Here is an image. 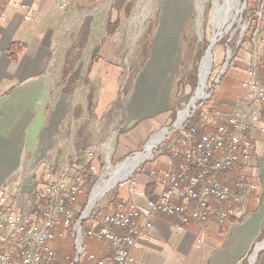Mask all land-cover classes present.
<instances>
[{"label": "rangeland", "instance_id": "rangeland-1", "mask_svg": "<svg viewBox=\"0 0 264 264\" xmlns=\"http://www.w3.org/2000/svg\"><path fill=\"white\" fill-rule=\"evenodd\" d=\"M50 1L57 2L59 14L53 26L55 57L50 65L57 93L68 82L66 73L71 75L79 70L80 74L74 83L68 84L72 86L73 105L64 124L67 134L59 142L57 159L60 162L57 166L47 164L34 174V179L31 176L28 183L23 181L13 200L26 191L25 199L45 205V196L57 180L61 162L68 163L67 170L63 171L66 174L65 189L78 177L85 185L86 167L90 163L96 176L88 183L89 196L86 198L87 190L83 186L73 210L74 214L84 212L93 187L101 185L102 180L110 176L107 171H114L131 156L143 152L153 134L178 120L180 111L190 103L199 87L198 80L197 86H192L190 74L198 70L199 79L202 59L215 34L219 40L211 48L212 72L206 94L220 84L219 74L226 70L227 60L233 59L238 52V57L231 66L229 63L226 71L239 76L236 87L230 89L236 98L219 108L213 104L212 94L205 96L206 99L200 100L192 109L188 119L202 117L210 125L215 114L212 109L224 115L234 103L242 109L249 103V63L255 48L259 50L264 44V13L262 18L255 14L263 0H247L246 6L244 0H218V6L225 9L220 28H216L215 23V0ZM117 18L119 23L115 24L113 21ZM254 21L260 22L255 29ZM149 101L154 111H140L139 107L146 106ZM171 106L175 112L172 118L168 112ZM260 121L262 123L260 119L255 122L252 133L254 128L259 131L257 124ZM185 123L168 133L151 158L134 170L130 178L115 184L97 201L91 211L93 218L85 220V232L95 221L101 220L102 214L112 211L134 194L138 195L143 189L142 182L150 177L156 165H164L160 170L162 176L167 172L175 162L170 151H180L179 133ZM48 169H52V178L46 176ZM246 172L247 168L243 181L252 183ZM68 236L64 237L61 246L65 255L74 256L77 251ZM260 243H264V236L253 245L251 254L256 258L264 249L263 245L258 253L254 252Z\"/></svg>", "mask_w": 264, "mask_h": 264}, {"label": "built area", "instance_id": "built-area-1", "mask_svg": "<svg viewBox=\"0 0 264 264\" xmlns=\"http://www.w3.org/2000/svg\"><path fill=\"white\" fill-rule=\"evenodd\" d=\"M20 7L33 12L29 1L23 2ZM260 7L255 14L262 18L264 0ZM259 21H254V29L256 25L259 26ZM254 51L248 68L250 101L247 106L242 109L234 103L224 115L212 109L217 120L213 132L209 131L208 121L204 118L200 127L187 130L184 138L178 140L180 146L185 147L184 161L178 160V151L172 152L175 162L162 176L160 189L151 195H144L145 204H139L131 196L112 211L102 214L101 220L95 221L85 232L81 218L75 220L73 211L74 203L83 192L84 182L78 177L66 189L63 188L66 184L63 171L67 170V162H61L57 180L48 188L49 193L45 196V205H37L28 197V200L25 199L26 191L10 201L3 190L0 193V264H66L59 259L56 242L68 235L77 251L71 264H132L135 251L141 248L142 241L148 239L147 231L154 226L160 213L178 219V224L170 228L173 232L182 230L190 220L203 222L214 216L222 223L229 217L237 216L236 209L226 205L233 191L223 175L244 169L243 165L246 166L250 160L253 148L251 132L264 113L259 108L264 103L260 66L264 44ZM213 91L206 96L210 97ZM220 118L226 122H219ZM46 176L52 178V171L47 172ZM155 176V171L150 173V178ZM233 183L237 201H242L253 190V184L243 179ZM86 209L81 216L89 220L93 218L92 213L86 214ZM87 235L105 239L113 248L112 257L100 259L89 251L85 244ZM260 245L262 243L255 247L254 252ZM253 257L252 254L251 261Z\"/></svg>", "mask_w": 264, "mask_h": 264}, {"label": "crops", "instance_id": "crops-1", "mask_svg": "<svg viewBox=\"0 0 264 264\" xmlns=\"http://www.w3.org/2000/svg\"><path fill=\"white\" fill-rule=\"evenodd\" d=\"M26 1L32 3V13L20 7ZM57 8L50 0H0V193L5 190L10 201L23 181L34 179L47 164L58 165L59 142L67 134L64 124L73 98L64 89L72 86L66 82L58 94L50 68ZM14 42L19 44L17 60L8 55ZM151 105L147 102L140 111H154ZM257 125L259 131L251 132L252 158L245 166L254 195L233 206L237 220H190L173 232L178 219L160 213L132 264H264V249L251 261L253 245L264 236V131L261 121ZM149 180L133 195L141 205Z\"/></svg>", "mask_w": 264, "mask_h": 264}, {"label": "trees", "instance_id": "trees-1", "mask_svg": "<svg viewBox=\"0 0 264 264\" xmlns=\"http://www.w3.org/2000/svg\"><path fill=\"white\" fill-rule=\"evenodd\" d=\"M119 18H117L115 21V24L119 23ZM18 43H12L11 46L9 47V51H8V55H10L13 59L17 60V53L14 52V50H16L18 48ZM241 48V47H239ZM238 48V49H239ZM200 56V55H199ZM238 57V52L237 54L234 56V58L232 59L230 66L233 64V62L236 60V58ZM260 66H261V79L264 81V51L261 52L260 55ZM230 70V69H229ZM80 74L79 70H76L75 73L71 74L68 72L65 74V77L68 78V82L67 85L70 83H74L76 81V79L78 78ZM190 83H192V86L195 88L198 84L197 80H198V70H195L193 73L190 74ZM238 74L237 75H232L231 72H227L226 74H224L221 79H220V84L216 85L214 87V91L212 93V99H213V104L217 107H223L226 103H231L232 101L235 100V96L233 95V93L230 91V89L235 88L236 85L238 84L237 78H238ZM64 92L69 93L71 92V88H65ZM262 109L264 110V103L262 106ZM168 112H170V116L171 118L173 116H175V112L173 107L171 106L168 109ZM262 118L264 119V113L262 114ZM214 120H211V124L209 126V131L213 132L216 130V118L214 115ZM219 122L221 123H225L226 120L224 118H220L218 119ZM142 122V121H141ZM202 122V117L201 119H195L193 117H191L190 119H188L185 123V127L183 128V130L180 131L179 133V139L178 140H182L184 138L185 132H187V130H189L191 127H200V124ZM180 146V145H179ZM180 151H179V161H184L185 156H184V151H185V147L181 146L179 147ZM170 153H172L170 151ZM173 154V153H172ZM163 164L159 163L158 165H156L154 171L156 172V176L155 178H150L149 182L147 183V187H146V191L145 193L147 195H151L152 193L158 191L161 187V179H162V171H160L163 168ZM244 169L242 170H232V172H229L225 175H223V178L226 179V181L228 183L231 184L232 186V194L228 197L229 199L226 201V205H230V206H237L238 205V201L236 200V198H234V194L236 192V187L234 185V181L242 179L244 177V170H245V166L243 165ZM153 171V170H152ZM86 180H85V185L84 188L85 190H87L86 192V198L89 196V188L88 183H90L94 178H95V174L93 173V166L92 164H88V166L86 167ZM254 190H252L253 192ZM251 195H254V192ZM214 204V203H213ZM253 210V209H250ZM81 212H77L74 214L75 220L80 219L81 217ZM214 217V216H213ZM237 219L233 216V217H229L227 218L224 222L232 224L233 222H235ZM84 224L85 221H83L82 226L84 228ZM69 240L71 241L72 247H74V250L76 252V246L74 245V242L72 240V238L70 236ZM89 237V236H88ZM87 236L85 237V244L86 246H88L89 251L95 253L97 255L98 258L100 259H110L112 257V253H113V248L112 246L105 240V239H98L97 237H89ZM86 238H88V244L86 243ZM65 239L64 238H60L57 242H56V247H58V256L59 259H61L62 261H64L65 263L67 262L66 260L70 261V264L73 262V259L75 257V253L74 256H70V255H65L64 251H63V247L61 246V244L63 243ZM94 264V263H91Z\"/></svg>", "mask_w": 264, "mask_h": 264}, {"label": "bare ground", "instance_id": "bare-ground-1", "mask_svg": "<svg viewBox=\"0 0 264 264\" xmlns=\"http://www.w3.org/2000/svg\"><path fill=\"white\" fill-rule=\"evenodd\" d=\"M215 0V9H216V28L222 27L223 23L222 20L224 19V12L225 9L223 6H218L219 1ZM244 9V8H243ZM220 10V11H219ZM219 11V14L217 13ZM221 20H217L218 18ZM219 40L217 37V34L213 36V42L214 44ZM228 50H232L229 48ZM231 57V56H230ZM212 53L211 51L208 52L203 57L202 63L200 65V78H199V87L197 91L195 92L192 100L190 103L186 106L185 109L180 111L179 118L177 120V126L182 125L186 119L190 116L192 109L196 107V105L200 102V100L204 99L206 96V89L208 87V78L210 76V73L212 72ZM226 67V65H225ZM227 68V67H226ZM225 68V69H226ZM206 98V97H205ZM156 134V135H155ZM151 136L150 140L148 141V144L146 145V148L143 150V152H139L135 154L134 156H131L128 160H126L124 163L120 164L117 168H115L114 171L109 170L107 171L110 176L108 178H104L101 183V185H98L97 187H93V191L89 198V203L87 205L86 214L90 213L92 211V208L97 203L99 199L110 189H112L115 184H117L120 181H124L133 174V171L136 170L139 166L144 164L146 160L151 158L154 150L158 145L161 143V141L165 138L167 134V129H164L163 131L158 133H155ZM263 245H260L256 249V253L259 249L263 248ZM256 258V255L253 259Z\"/></svg>", "mask_w": 264, "mask_h": 264}, {"label": "water", "instance_id": "water-1", "mask_svg": "<svg viewBox=\"0 0 264 264\" xmlns=\"http://www.w3.org/2000/svg\"><path fill=\"white\" fill-rule=\"evenodd\" d=\"M246 3V0H244V4ZM213 41H212V43H211V45L207 48V50H206V54H208V52L209 51H211V48H212V46H213ZM232 57H234V56H232ZM203 60V59H202ZM231 60H232V58L230 59V60H227V63H226V70H222V72L219 74V76H218V80L219 79H221V77H222V75L223 74H225L226 73V71H227V69H228V65H229V63L231 62ZM199 78H200V69H199ZM198 82H199V79H198ZM218 83V82H217ZM199 84H200V82H199ZM180 114V113H179ZM178 118H179V116H178ZM187 120V119H186ZM186 122V121H185ZM177 124V121H175L173 124H172V126H170V127H167L166 129H167V134L168 133H170L173 129H176L178 126L176 125ZM184 124V123H183ZM166 134V135H167ZM166 137V136H165ZM85 220V218L84 217H82L81 216V219H80V222L82 223L83 221Z\"/></svg>", "mask_w": 264, "mask_h": 264}]
</instances>
